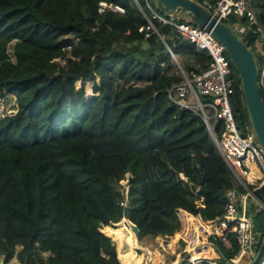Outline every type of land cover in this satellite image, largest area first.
Here are the masks:
<instances>
[{
    "label": "trees",
    "instance_id": "16d2710c",
    "mask_svg": "<svg viewBox=\"0 0 264 264\" xmlns=\"http://www.w3.org/2000/svg\"><path fill=\"white\" fill-rule=\"evenodd\" d=\"M137 1L0 0V96L12 95L18 104L17 113L0 118L5 264L15 257L21 264H142L145 253L147 264H166L159 251L140 244L130 221L141 230L140 239L174 236L169 246L174 255L183 237L176 234L182 229L180 210L189 213H183L189 229L204 226L209 233L212 224L198 215L215 221L223 214L226 193L234 187L231 171L200 114L172 103L168 95L185 82L174 57L182 59L190 80L212 60L173 27L154 20L145 0ZM101 2L125 13L100 14ZM253 5L264 30V0ZM143 12L155 29L140 32L149 26ZM223 22L238 33L234 19ZM13 42L16 61L9 54ZM244 42L257 53L264 100V44L252 32ZM233 68L231 104L243 127L250 125L249 114ZM189 156L200 175L195 168L186 171ZM161 158H178L180 164L157 173ZM129 174L134 181L124 216L121 183ZM254 195L264 206V186ZM261 217L263 209L254 220ZM259 230L264 233V221ZM131 240L141 254L133 252ZM230 241V248L214 241L228 260L239 255L235 237ZM37 247L44 258L51 253L47 261H37ZM260 250L256 264L263 263L264 234Z\"/></svg>",
    "mask_w": 264,
    "mask_h": 264
},
{
    "label": "built area",
    "instance_id": "2783aa9c",
    "mask_svg": "<svg viewBox=\"0 0 264 264\" xmlns=\"http://www.w3.org/2000/svg\"><path fill=\"white\" fill-rule=\"evenodd\" d=\"M134 1L139 5L137 0ZM145 1L154 20L173 27L181 39L191 44L198 53H207L212 60L210 68L193 80L184 75L185 82L169 89L168 95L172 103L200 114L232 174L234 187L226 193L223 214L215 221H206L212 224V232L206 231L204 235L228 246H231L230 236H234L239 245L238 257L246 256L252 249L254 233L253 221L247 213V202L252 198L262 205L254 193L264 186V148L257 141L252 127L250 132H246L235 119L231 104L236 91L234 65L226 48L210 31L192 24L189 20L184 21L186 18L176 13L163 15L153 6L154 0ZM204 6L219 20L234 19L235 28L239 29L241 32L239 35L243 40L252 32L259 34L264 44V30L259 23L253 0H216L215 4L209 1ZM108 11L125 13L118 5L101 2L99 13L104 14ZM144 16L149 26L142 27L140 32L155 29L150 18L145 13ZM219 128L221 136L218 135ZM252 167L260 174V181L254 190L250 189L254 183L249 179ZM128 193L129 188L126 201L121 203L122 207L128 206ZM183 213L182 210L179 211L182 225ZM183 236L182 239L191 245V251L187 252L183 260L184 264H239L237 257L226 261L220 257H201L197 253L202 250L205 243L202 241L203 237L198 239L195 232ZM208 246L214 249L210 243ZM260 254L261 251L251 257V264L257 263Z\"/></svg>",
    "mask_w": 264,
    "mask_h": 264
},
{
    "label": "water",
    "instance_id": "95a60500",
    "mask_svg": "<svg viewBox=\"0 0 264 264\" xmlns=\"http://www.w3.org/2000/svg\"><path fill=\"white\" fill-rule=\"evenodd\" d=\"M154 6L163 15L176 13L179 16L185 17L192 24L205 28L226 48L241 78L252 131L259 144L264 148V100L260 86L261 76L257 53L248 47L232 27L216 18L206 6L194 0H154ZM127 181L128 188L130 189L134 181L133 175L129 174ZM191 186L192 190L196 192V185L191 184ZM129 211L130 207H125L124 216H128ZM130 223L137 238L140 239L142 235L141 230L133 222L130 221ZM213 247L219 253L221 259L226 261L227 259L221 248L218 245H213ZM0 264H5V262H1Z\"/></svg>",
    "mask_w": 264,
    "mask_h": 264
},
{
    "label": "rangeland",
    "instance_id": "374dc122",
    "mask_svg": "<svg viewBox=\"0 0 264 264\" xmlns=\"http://www.w3.org/2000/svg\"><path fill=\"white\" fill-rule=\"evenodd\" d=\"M237 30L238 33H241L239 32V29L238 28H235ZM71 39V38H70ZM16 45V42H13L10 47H9V54H10V57L13 61H16V58H15V55H14V47ZM174 61L175 63H177V65L179 66V71L184 75L188 76L187 73L184 71L183 69V65H182V59L179 58V57H174ZM59 62L61 64H65V62L63 61H60ZM89 93H91V86H89ZM87 91H88V88H87ZM18 111V104H17V100L14 96L12 95H7L5 97H1L0 96V118H3V117H6V116H10V115H14L15 113H17ZM250 127L251 125H243V129L246 131V132H250ZM162 160V164L161 166L157 167L155 170L156 172L158 173H161V171H165L166 167L169 169V170H174L176 165L180 164V160L178 158H161ZM165 165V166H164ZM187 165H188V169H186L187 172H190V171H193L194 172V168H195V172L197 175H200L201 174V169L199 168V164L195 161L194 158L192 157H188V162H187ZM195 174V173H194ZM183 177L185 178V180L183 179ZM179 178L181 181H184V182H189V178H187L185 176V174H180L179 175ZM127 180L126 181H123L121 183V186H122V191L125 192L126 196H127V192H128V185H127ZM199 204H201V202H199ZM259 204V203H258ZM263 207V208H262ZM259 208L260 210L263 209L264 210V206L260 205L259 204ZM263 217L259 218V219H255L253 221L254 223V228L256 229L257 228V236H259L260 238L263 237V232L259 230V228L263 225ZM115 224H112L110 226H114ZM185 224L183 222V225H182V229L180 232L178 233H183L184 232V229H185ZM256 232V231H255ZM176 233V234H178ZM106 235V234H105ZM107 236V235H106ZM256 236V235H255ZM174 236H171V237H168V236H159V237H146L144 239H139V242L141 245H143V247H146L148 249H151L153 251H159L162 256H163V259L164 261L166 262V264H173L175 261L176 263L178 261H180L179 264H184L183 260L185 259L186 257V254L188 251H191L190 248V244H188L186 241H184L182 238L179 240V242L177 243L176 247H175V254L173 255L170 250H169V246L171 244V240ZM184 237V236H183ZM110 238V237H109ZM255 237H253V242L255 241L254 240ZM112 239V238H111ZM112 241L114 242L115 246H116V250H117V243L112 239ZM203 242H206V243H210V244H215L214 243V240L213 239H210L208 237H203L202 239ZM131 242V245L132 247L134 248L133 244H132V240L130 241ZM126 249V248H125ZM21 250L20 247L17 248V253ZM37 258H38V262H41V261H47L48 258L51 256V253H48L49 256L44 258L42 256L43 253H41L39 251V248L37 247ZM133 252H136V251H133ZM137 253L141 254L142 251H137ZM117 255H118V251H117ZM118 259H119V256H118ZM243 260H246L245 258H243ZM120 261V259H119ZM1 262H5V257L4 256H1L0 257V263ZM143 262V261H142ZM243 261L240 262V264L242 263ZM120 263L122 264V262L120 261ZM9 264H21L18 260L17 257H15L13 260L10 261Z\"/></svg>",
    "mask_w": 264,
    "mask_h": 264
},
{
    "label": "crops",
    "instance_id": "0c3cea01",
    "mask_svg": "<svg viewBox=\"0 0 264 264\" xmlns=\"http://www.w3.org/2000/svg\"><path fill=\"white\" fill-rule=\"evenodd\" d=\"M252 173L254 174V176H253L254 178L252 180L250 179V181L252 183H254L256 181V179H259L260 178V174H259V171L255 167H252L251 174ZM259 212H260L259 204L257 202H255L252 198L249 199L248 202H247V213H248L250 219L252 221H254V218L256 217V215ZM184 213H186V212H184ZM199 217H200L199 219L202 221L203 220L202 217L201 216H199ZM204 222H206V221H204ZM184 224H185L184 232L183 233H178L177 235L182 236V235H184V233L186 232V230H189L190 224L188 222H186V223L184 222ZM204 224H206V223H204ZM253 237H255L254 238L255 241L253 242V246H252L251 251L245 256L246 258L244 257L246 260H242V257L236 256L237 257V262L239 264H240L241 260L243 261L241 264H251V260H250L251 257H253V255H255L257 252L259 253L261 251V250L258 251L259 244L261 242V238L259 236H257V233L256 232L253 233ZM211 245H215V244H211ZM224 246L226 248H230L231 247V246H228V245H224ZM214 252L211 251V250H209V251L208 250H204L202 253L204 255H207V256L211 257V258H219L220 257L219 253L215 249H214Z\"/></svg>",
    "mask_w": 264,
    "mask_h": 264
},
{
    "label": "bare ground",
    "instance_id": "6f19581e",
    "mask_svg": "<svg viewBox=\"0 0 264 264\" xmlns=\"http://www.w3.org/2000/svg\"><path fill=\"white\" fill-rule=\"evenodd\" d=\"M252 175H253V173L252 174H250L249 175V179H251L252 180ZM183 220H184V218H183ZM192 221V220H191ZM203 221V220H202ZM204 222V221H203ZM204 223H206V222H204ZM207 224H209V223H207ZM193 232H195V235L197 236V238L199 239V238H201V237H205V235H204V233H206V230L204 229V226H202V227H200V228H198V229H196L195 227H191L189 230H186V232L184 233V234H186V235H188V234H191V233H193ZM204 245L202 246L203 248H202V250L200 251V252H198L197 253V255H199V256H201V257H208V258H211V257H209V256H207V255H204L202 252L204 251V250H211V251H213L214 252V249H212L210 246H208V243H203ZM131 248H132V250L133 251H136L133 247H132V245H131ZM137 252V251H136ZM215 253V252H214ZM242 257V256H241ZM245 257V256H244ZM246 258V257H245ZM150 260V255L149 254H147V253H145L144 255H143V258H142V264H147V262ZM242 260H243V258H242ZM241 260V261H242ZM180 263V261H178L176 264H179Z\"/></svg>",
    "mask_w": 264,
    "mask_h": 264
}]
</instances>
